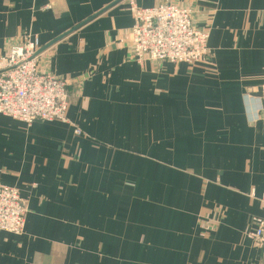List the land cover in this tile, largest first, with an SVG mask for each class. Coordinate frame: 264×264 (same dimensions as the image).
I'll return each instance as SVG.
<instances>
[{
  "label": "crops",
  "instance_id": "0c3cea01",
  "mask_svg": "<svg viewBox=\"0 0 264 264\" xmlns=\"http://www.w3.org/2000/svg\"><path fill=\"white\" fill-rule=\"evenodd\" d=\"M116 1L0 0V53L79 27L37 56L67 122L0 116V184L27 211L0 264H264V0H134L193 11L211 58L192 66L135 62Z\"/></svg>",
  "mask_w": 264,
  "mask_h": 264
},
{
  "label": "built area",
  "instance_id": "2783aa9c",
  "mask_svg": "<svg viewBox=\"0 0 264 264\" xmlns=\"http://www.w3.org/2000/svg\"><path fill=\"white\" fill-rule=\"evenodd\" d=\"M128 7L132 56L138 64L154 61L194 65L210 60V32L198 27L199 19L191 9L176 3L141 8L134 0H128ZM40 48L39 34L31 32L8 42L0 53V116L27 125L37 121L67 122L68 81L39 69ZM26 214L20 190L0 184V231L23 234ZM251 236L264 258V221Z\"/></svg>",
  "mask_w": 264,
  "mask_h": 264
},
{
  "label": "water",
  "instance_id": "95a60500",
  "mask_svg": "<svg viewBox=\"0 0 264 264\" xmlns=\"http://www.w3.org/2000/svg\"><path fill=\"white\" fill-rule=\"evenodd\" d=\"M124 0H117L115 4H118L120 2H122ZM86 23V22H85ZM85 23H82L80 26L84 25ZM79 27L74 28L73 30L61 35L60 37L56 38L54 41H52L51 43H49L48 45H46L44 48H42L40 51H38L37 56L41 53H43L44 51L48 50L50 47H52L53 45H55L56 43H58L59 41H61L62 39H64L65 37L69 36L71 33H73L76 29H78Z\"/></svg>",
  "mask_w": 264,
  "mask_h": 264
},
{
  "label": "rangeland",
  "instance_id": "374dc122",
  "mask_svg": "<svg viewBox=\"0 0 264 264\" xmlns=\"http://www.w3.org/2000/svg\"><path fill=\"white\" fill-rule=\"evenodd\" d=\"M165 63H167V62H165ZM192 66V65H191Z\"/></svg>",
  "mask_w": 264,
  "mask_h": 264
}]
</instances>
